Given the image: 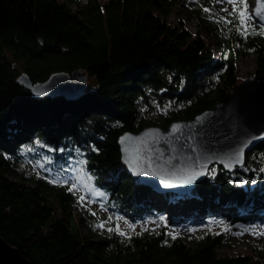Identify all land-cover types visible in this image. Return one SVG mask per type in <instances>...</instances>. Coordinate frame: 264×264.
I'll return each mask as SVG.
<instances>
[{"label":"trees","instance_id":"trees-1","mask_svg":"<svg viewBox=\"0 0 264 264\" xmlns=\"http://www.w3.org/2000/svg\"><path fill=\"white\" fill-rule=\"evenodd\" d=\"M179 1L82 0L74 12L60 0H0V236L32 264H264L262 256L221 257L225 237L215 230L196 235L193 245L173 238L166 224L130 238L114 231L93 239L73 211L79 175L108 211L130 222L165 217L162 204L184 200L199 201L207 218L231 221L264 201V139L244 167L232 173L219 167L189 194L161 193L157 200L122 161L123 134L166 129L225 99L239 83L241 56L255 54L256 76L264 77V35L245 39L235 17L215 22L203 3H190L216 38L217 61L204 36L168 22ZM253 24L259 30L264 20ZM78 69L91 84L74 101L36 99L17 80L26 73L43 82Z\"/></svg>","mask_w":264,"mask_h":264},{"label":"water","instance_id":"water-1","mask_svg":"<svg viewBox=\"0 0 264 264\" xmlns=\"http://www.w3.org/2000/svg\"><path fill=\"white\" fill-rule=\"evenodd\" d=\"M17 80L36 99L63 97L74 101L89 86L83 69L55 72L43 82L34 83L26 73L18 75ZM263 139L264 77L254 76L194 119L172 122L166 129L149 127L127 132L118 144L132 176L159 193L186 195L208 177L213 165L230 173L244 166L247 153ZM0 264L32 263L0 236Z\"/></svg>","mask_w":264,"mask_h":264},{"label":"rangeland","instance_id":"rangeland-1","mask_svg":"<svg viewBox=\"0 0 264 264\" xmlns=\"http://www.w3.org/2000/svg\"><path fill=\"white\" fill-rule=\"evenodd\" d=\"M60 1L70 6L74 12L79 11V7L82 3V0ZM99 1L103 3L108 0ZM197 2H201L213 10L215 9L221 17L227 16L229 18L232 16V5L228 3V0H219V2H214V0H182L174 7L167 17V20L173 26L184 25V27L193 34H201L204 36L216 60L220 61L221 53L216 46V38L202 29L198 14L189 7L190 3L196 4ZM248 3L250 5V10L254 11L257 6V0H248ZM225 9L226 11H224ZM257 20H259V17H256L251 23L253 24V22ZM236 67L238 84L256 76V55L247 54L241 56L236 62ZM206 82L207 78L203 76L200 79V84ZM88 84L89 86L91 84L89 77ZM219 167L218 165H213L208 172V176L214 177L219 172ZM75 178L72 184V189L76 194V199L73 203V211L79 220L82 218L86 220V224L82 227L83 233L89 234L93 239H105L112 234L114 231L109 232L108 227L114 226L116 218H119L121 227H124L130 235L159 231L161 227L166 224L170 227L171 233H175V236L184 237L189 245H193V239H195L196 235L209 230H215L222 232L225 237L221 246L218 247V254L221 257L245 254L264 257V211L260 212L264 210V201L255 203L252 206L251 214L235 216L231 221L223 220L221 216L212 218L205 217V212L199 201L188 204L184 200L182 204H172V208L161 203L165 206L166 212L163 220L160 219V216L149 214L145 219L131 222L136 225L133 230L127 228V224L130 222L128 219L120 214L113 215L103 206L101 194L94 190L91 191L86 186V180H84L82 175ZM151 198L157 200L155 192L151 193ZM193 208L197 209L195 213L192 210ZM149 218H151V220H149ZM101 222H104L106 227H98Z\"/></svg>","mask_w":264,"mask_h":264},{"label":"snow or ice","instance_id":"snow-or-ice-1","mask_svg":"<svg viewBox=\"0 0 264 264\" xmlns=\"http://www.w3.org/2000/svg\"><path fill=\"white\" fill-rule=\"evenodd\" d=\"M214 2H219V0H214ZM228 3L232 5L231 15L236 18V30L242 37L247 39L249 35H264V25H261V28L257 30L255 25L251 23L256 17H260V19L264 20V0H257V6L255 7L254 11L250 10L248 0H228ZM201 8L203 12L207 14L208 18L215 22H219L221 19L225 24H231L233 22L232 20H229L227 16L221 18L218 15H214L213 9L210 7L201 5ZM224 11H226V9ZM162 111H165L166 114V109H162ZM144 159L148 164L152 163V161L148 160L147 156H145ZM241 183H244V181H241ZM160 219L163 220L164 218L160 217ZM149 220H151V218H149ZM98 227L104 228L106 227V224L101 222ZM135 227L136 225L134 223L129 222L127 224L128 229L134 230ZM108 231H115L120 236H127L130 238V233L124 227H121L119 218H116V223L114 226L108 227ZM170 235L175 238V233H170ZM164 243H167V241Z\"/></svg>","mask_w":264,"mask_h":264},{"label":"bare ground","instance_id":"bare-ground-1","mask_svg":"<svg viewBox=\"0 0 264 264\" xmlns=\"http://www.w3.org/2000/svg\"><path fill=\"white\" fill-rule=\"evenodd\" d=\"M155 193H156V194H161V193H159V192H157V191H155Z\"/></svg>","mask_w":264,"mask_h":264}]
</instances>
